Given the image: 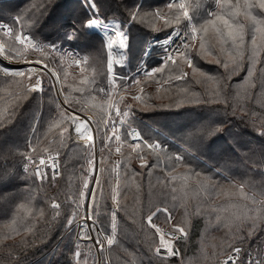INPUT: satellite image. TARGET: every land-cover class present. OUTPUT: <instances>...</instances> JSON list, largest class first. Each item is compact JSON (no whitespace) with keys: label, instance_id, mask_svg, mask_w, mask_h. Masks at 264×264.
<instances>
[{"label":"snow or ice","instance_id":"6c2138e0","mask_svg":"<svg viewBox=\"0 0 264 264\" xmlns=\"http://www.w3.org/2000/svg\"><path fill=\"white\" fill-rule=\"evenodd\" d=\"M122 7L127 12L124 21L128 26L117 21L113 34H106L105 72L98 71L102 64L100 50L95 58L92 53L80 56L73 50H62L64 41L82 42L87 47L94 30L109 27L100 18L95 2L90 4L91 9H96L93 15L69 28L49 25V30L56 33L51 40L40 39L35 31L47 13L46 0H32L23 13L12 18L13 23H0V57L9 62H0V215L6 217L0 223V264H31L29 249L46 244L57 228L63 230L62 235L70 234L74 223L80 220L84 224L70 238L68 264H144L142 256L128 252L118 239L119 213L127 214V206L121 200L122 187L134 184L138 194L142 188V183L134 179L141 173L130 166L133 158L142 169H147L149 197L152 169L163 164L165 172L163 178L157 177L161 187L158 199L154 203L149 200L146 211L137 198L139 233L144 234L140 242L151 253L148 264H166L168 258L179 255L174 242L187 241L192 219L201 215L206 217L205 232L210 226L224 229L226 239H221L219 245L211 244L213 252L209 255V245L202 238L199 255L189 258L186 264H208L210 260L215 264H245L241 255L244 244L257 234L264 237V146L258 152L250 150L242 157H232L222 150L210 154L208 141L227 134L229 115L264 136V0H172L166 5L167 12L146 11L137 0ZM133 22L148 23L154 31L171 28L165 44L173 36L180 37V44L171 51L165 49L162 62L156 67L149 69L142 60L136 71H142L143 76H135L129 84L126 76L117 79L114 63L124 65L128 60L135 39L131 32ZM157 22L162 24L158 26ZM114 46L123 50L119 59L114 57ZM148 54L144 52L145 56ZM201 60L217 65L216 74L204 69ZM71 70H78V75ZM241 71H246L243 80L230 83ZM70 76L73 83H68ZM46 81L52 87L46 89ZM147 81L156 84L154 99L144 90ZM56 84L60 85L58 89ZM133 86L137 92L132 99L138 102L140 112L156 114L195 105L205 106L207 115L175 127L159 120L137 119L133 104H125L123 110L120 107ZM253 96L259 112L248 106ZM212 105L219 107H209ZM81 112L83 116L79 115ZM121 128L125 131L121 132ZM144 128L155 135L145 138ZM21 134L23 145L18 142ZM97 137L102 142L99 161ZM69 141L82 142L77 158L85 162L81 165L84 171L79 186L65 193L63 203L51 199L49 216L45 208L37 206L35 189L43 187L48 179L45 169L49 167L53 170L51 182L56 181L60 175L55 171L60 149L67 148ZM113 142L114 152L120 158L108 164ZM124 145L130 149L127 153L122 150ZM21 147L27 150L21 151ZM145 149L154 157L151 166ZM41 152L47 153L48 158ZM17 157L25 174L23 187L13 185L19 173L15 163H8ZM240 168L243 172L238 177L234 171ZM71 178L70 174V182ZM36 179L41 181L40 185L35 184ZM93 184L94 187L90 186ZM170 201L172 208L178 203L185 209V226L173 224L166 231L156 220L165 214V221L171 223ZM102 210L110 213V231L92 227L90 231L96 232L93 237L84 228L89 227L88 220L93 225L103 223ZM130 218L135 224V213ZM82 240L88 242L86 251H82ZM117 246L131 259L121 261L116 257L114 261L110 253ZM217 248L219 252L215 251ZM257 255L259 259L252 264H264V239L258 245Z\"/></svg>","mask_w":264,"mask_h":264},{"label":"trees","instance_id":"16d2710c","mask_svg":"<svg viewBox=\"0 0 264 264\" xmlns=\"http://www.w3.org/2000/svg\"><path fill=\"white\" fill-rule=\"evenodd\" d=\"M75 0H46L47 4V13L43 17V19L37 25L35 31L39 33L40 39H44L47 37L49 40L53 39L56 36V33H53L49 30V25L57 24L60 25L61 28L66 29L69 28L74 23H78L80 19L85 16H89V9L85 7L82 3L73 5L72 8L69 7V4L73 3ZM81 1V0H76ZM171 0H137V3H141L144 5L146 11H153L154 9H161L164 4L168 3ZM99 8L100 11V18L105 21H110L112 17L119 15V17H126L127 12L124 10L122 5L124 3H131V0H93ZM32 3V0H0V23H13L12 18L18 14L23 13V11L29 7ZM65 12H68V16H66ZM63 14L66 17H63ZM63 19L60 23L58 20ZM57 20V21H56ZM127 24V21H125ZM125 24V25H126ZM18 27V25H17ZM133 28L132 35L134 33L140 34L139 36L142 38L141 44L143 45L147 43L148 40L151 38L163 35L171 28L164 29L161 28L160 31H154L148 23H136L133 22L131 25ZM59 43V40H57ZM69 41H66L65 45L69 44ZM71 44L78 45L79 48L85 53L84 55H89L90 53L93 54L95 58V54L97 50H100L101 53V72L106 71L105 66V59L104 55H106L105 49L103 46V42L101 40V36H99L96 32L93 31L92 39L90 45L85 47L82 42H72ZM75 48V47H73ZM72 48V49H73ZM77 50V49H76ZM129 54L131 52L129 51ZM131 57V56H130ZM128 56V63L126 66H122L119 68L120 74L125 75L130 73L135 67L138 65L139 62L134 61V56L132 58ZM107 61V60H106ZM151 63H156L158 65V60L153 59L150 61ZM107 63V62H106ZM200 65L208 70L212 74H216L217 67L213 63H208L207 61L201 60ZM133 64V65H131ZM259 68V66H258ZM223 71L222 69L220 70ZM190 72V69H189ZM246 75V71H241L239 75L234 76L230 83H240L243 80V77ZM168 87V86H167ZM164 87V88H167ZM194 87L200 91L199 85H194ZM50 88V87H48ZM47 88V89H48ZM65 90L67 91V87L65 85ZM258 91L257 89L253 90ZM163 92V89L161 90ZM155 98L157 95L156 91L152 90L148 93ZM255 96H253V100L248 102V106L250 108H254L256 111H261L259 105L255 104ZM158 102V101H155ZM166 102V101H165ZM138 105V104H137ZM209 107H219V105H212ZM136 111V109L134 110ZM137 112V116L139 119H143L147 122H151L153 120H159L161 123L168 124L170 126L175 127L178 124H183L189 119L196 120L202 119L206 117L207 112L205 111V106H195L190 105L186 106L183 109H170L159 111L158 113L154 114L151 111L148 112ZM181 113L180 115H176V113ZM229 123L227 124L226 132L227 134H220L218 136L212 137L208 143L211 146L210 154H215L219 151H223L232 157H242L245 153H250L251 151L258 152L262 146H264V136H261L258 131L254 130L252 127L246 125V122L237 119L229 115L227 117ZM153 128H159V125H153ZM144 135L147 137L152 135L151 129L144 128L142 130ZM15 139V138H14ZM21 145H23V138L21 134V139L18 141ZM67 148H61V156H60V165L62 172L61 177L56 178L55 182H51V176L48 175V179L43 182V187L35 189V194L37 196V206L43 207L46 210L47 215H51V208H50V201L53 196H56L57 193L61 195L60 202H64V198L62 197V187L64 186L63 193H66L70 190H74L76 187L79 186L80 180L79 177L84 169L81 167L82 164L85 162L77 157L82 152V144L75 143L73 141L68 142ZM21 151H26L24 147H21ZM146 152V151H145ZM147 157L151 158L152 155L145 153ZM19 157H17L16 161H8L9 164H16V170L18 171L19 175L13 181V185L23 187L24 181L23 176L25 175L21 172L20 167L21 164L19 162ZM67 161V163H65ZM153 159L149 160V166L153 163ZM2 163V161H0ZM135 171L141 173L138 167L135 168ZM243 172V168L236 169L234 174L239 177V175ZM71 174V182L69 181V176ZM137 183H142V188L137 193V189L134 185H129L127 187H122L121 191V199L123 200L122 203L127 206V214L125 212L119 213L120 218V230L118 239L120 244L123 245V248H126L128 252H135L138 256H142L144 259V264H148V257L151 255L150 252L147 251V248L144 243H141L143 233H139V214L138 209L140 205L137 203V198L143 202L145 205V211L147 210V204L149 203V185H148V177H147V169H144V173H141L140 176L135 177ZM36 185H40L41 181H35ZM13 185H9L8 187L11 188ZM161 188L155 192L158 196ZM152 192V189H151ZM65 197V196H64ZM109 207H111V201H108ZM169 207L172 212V219L177 222L180 218L182 213L185 211L183 207H180L177 203V207L172 208L171 202H169ZM135 213L136 223L134 224L132 219L130 218ZM157 220L160 225H162V219ZM6 217L0 215V223H2ZM100 219L104 221L103 223H97L98 229H105L110 231L109 222H110V213H105L103 210L101 212ZM214 219V217H213ZM206 226V217L196 216L192 219V226L189 229V238L187 241H178L176 245H178L180 257H182V261L185 263L188 261L189 258L196 257L199 255L198 249L201 246V241L215 243L218 244L221 239H226L225 237V230L219 229L215 227H209L208 230L205 232ZM63 230L57 228L53 234L51 235L49 241L46 244L37 245L35 248L29 249L28 258L32 264H68V250L71 244L70 234L63 235L62 240L53 248L52 245L57 238L62 235ZM151 233H148L150 235ZM18 239V238H17ZM264 237H261L257 234L255 237L249 239L243 246L244 252H253V250L257 251L258 245L260 244L261 240ZM70 242L67 244V241ZM7 243H12V241H7ZM108 255V252H107ZM111 258L115 261L116 257H120L121 261L129 260L131 257L127 256L120 247H114L110 253ZM37 260V261H36ZM172 264H178L179 261L174 257L173 259L169 260ZM169 264V263H166Z\"/></svg>","mask_w":264,"mask_h":264},{"label":"rangeland","instance_id":"374dc122","mask_svg":"<svg viewBox=\"0 0 264 264\" xmlns=\"http://www.w3.org/2000/svg\"><path fill=\"white\" fill-rule=\"evenodd\" d=\"M93 2V0H87V2H86V0H81V1H74L72 4L70 3L69 4V7L70 8H72L73 7V5H76V3L77 4H80V3H82L85 7H87L88 9H89V11H90V13H89V17L90 16H92L93 15V13L96 11V9H91L90 8V4ZM170 2H172V0L171 1H169L168 3H170ZM168 3H166V4H164V6L161 8V10H163L164 12H167L168 11V9L166 8V5L168 4ZM156 9H154L153 11H155ZM68 12H65V14H66V16H68V14H67ZM64 14H63V17H66ZM63 19H60V20H58V22L60 23L61 21H62ZM57 21V20H56ZM117 21H124V18L123 17H119V15H117V16H115V17H112L111 18V20L110 21H105V22H107L109 25H111L112 27H115L116 26V22ZM124 23H125V21H124ZM9 24H11V23H9ZM126 24V23H125ZM157 24H158V26L159 25H161L162 24V22H157ZM110 26V27H111ZM125 26H128L127 24L125 25ZM162 28V27H161ZM164 29H168V28H164ZM131 31H133V28H131ZM94 32H96L99 36H101V40H102V42H103V44H104V41L106 40V33H101V31L99 30V29H97V30H94ZM107 35H110V34H107ZM140 35V34H139ZM138 34H136V33H134L133 34V36L135 37V39H134V41L132 42V45H131V49H130V52H131V54H129V57L130 58H132V55L134 56V61H137V62H139L141 59H142V56H143V54H144V52L147 50V45H148V42H149V40L147 41V43L145 44V42H144V44L142 45L141 44V42H142V38L139 36ZM59 43H61V41H59ZM65 43H66V41H64L63 43H62V50H73V51H75V52H78L79 53V55L80 56H85L84 54V52L79 48V46L76 44V45H74V44H71L72 42H70L68 45L66 44L65 45ZM73 47H75V48H73ZM101 47H103V46H101ZM197 47H198V42H197ZM73 48V49H72ZM104 48V47H103ZM77 49V50H76ZM105 49V52H106V55H104V59H105V66H106V60H107V49L106 48H104ZM193 51V53H195V49H193L192 50ZM113 53H114V57H115V59H119L120 58V55H121V51H118L117 49H116V47L114 46V48H113ZM58 62V61H57ZM208 62V61H207ZM7 63H9L8 61H7ZM128 63V61L124 64V66H126V64ZM209 63V62H208ZM131 65H133V64H131ZM12 67H22L23 65L21 64V65H17V64H12L11 65ZM123 65H119V64H115L114 63V70L116 71V73L117 74H120V72H118L119 71V68L120 67H122ZM217 66V65H216ZM101 66H99L98 67V71H100L101 72ZM186 70H188L189 71V69H186ZM71 71H73L74 72V75H78V70H71ZM120 75H122V74H120ZM124 76H126V74L124 75ZM140 77H142V76H140ZM134 77H132L131 79H133ZM118 79V78H117ZM119 80V79H118ZM131 81L132 80H130V81H127V83H129V84H131ZM74 81L72 80V77L70 76L69 78H68V83H73ZM99 82V81H98ZM57 86V89L60 87V85L59 84H57L56 85ZM104 86H106V79H104ZM168 85H164V87H167ZM44 87L47 89L48 87H52V84L50 83V82H45L44 83ZM66 87H67V85H66ZM143 87H144V90H145V92L146 93H149L150 91H152V90H154V91H156V84H155V82L154 81H147V82H145L144 84H143ZM136 92H137V88L135 87V86H133L131 89H130V91H129V94L128 95H126L125 96V99H124V102L123 103H121V105H120V107H121V109L123 110L124 109V107H125V104H133L134 105V108H133V110H135L136 109V111H138V112H140L139 110H138V102L137 101H134L133 99H132V96L133 95H135L136 94ZM54 94V93H53ZM161 95H163L164 93L163 92H161L160 93ZM74 95H79V94H76V93H74ZM79 115H81V116H83L84 115V113L83 112H81V113H79ZM137 119H139V117L137 116ZM94 127V126H93ZM121 130V132H124L125 131V129H123V128H121L120 129ZM152 132V135L154 136L155 135V133L153 132V131H151ZM144 132L142 131V135H144L143 134ZM145 136V138H147V136L146 135H144ZM73 142H75V143H80V144H82V142H79V141H73ZM96 147H97V161H99V148L101 147V144H102V142H101V140H100V138L99 137H97L96 138ZM130 142V141H129ZM130 143H135V142H130ZM112 147H113V152H112V154H111V156L109 157V160L107 161V163L108 164H112L116 159H119L120 158V156H119V154H116L115 152H114V147H115V144H114V142H113V144H112ZM125 153H127L128 151H130V149L127 147V145H124V147H123V149H122ZM145 153H147L148 152V150L147 149H145ZM40 155H47V153H39ZM105 155H108V153H107V150L105 151ZM147 159L148 160H151V159H153L154 160V157L152 156L151 158H149V157H147ZM155 162V160L153 161V163ZM37 163H38V160H37ZM58 163H59V173H60V175L59 176H57L56 178H58V177H61V175H62V172L60 171V170H62L61 169V165H60V157L58 158ZM131 168L132 169H134L135 170V168L136 167H138V169L141 171V173H144V169H142L141 167H140V165H139V162H138V160H136L135 158H133V160H132V162H131ZM21 168V167H20ZM164 168V166H163V164L161 165V167L160 168H156V169H152V171H153V173H154V175L152 176V195H151V197H149L148 199H150L151 200V202H155L157 199H158V196L155 194V192L156 191H158L161 187H160V185L157 183V177L159 176L160 178H163L164 177V175H165V172L164 171H162V169ZM21 170V169H20ZM47 171V170H46ZM122 171H123V166H122ZM22 172V171H21ZM48 172V171H47ZM24 173V172H23ZM31 173H29V175H30ZM48 175H50V176H52V173H49L48 172ZM137 177V176H136ZM134 179H136V178H134ZM37 181H40L39 179H36ZM136 181V180H135ZM130 185H132L133 186V188H134V185L133 184H130ZM149 185V184H148ZM90 186H92V187H94L95 185L93 184V185H90ZM62 187V197L65 199V193H63V189H64V186H61ZM75 190V189H74ZM53 198H56L57 200H58V202H60V198H61V195L59 194V193H57L56 194V196H53ZM213 199H215V197H213ZM122 200V199H121ZM123 201V200H122ZM171 202V201H170ZM172 203V202H171ZM218 203H223V201H218ZM83 211V210H82ZM171 211V210H170ZM184 213H185V211L182 213V215L180 216V218L177 220V222L175 221V220H171V223H167L166 221H165V214H162L161 215V219H162V225H160L162 228H164L166 231L167 230H169V229H171V227H172V225L173 224H180L181 226H185V224L183 223V219H184ZM155 219V218H154ZM160 219V218H159ZM156 222H157V220H156ZM158 224H159V222H157ZM84 224V222L82 221V220H80L78 223H74V225L72 226V232L70 233V238H74L75 237V235H76V233L78 232V231H80L81 230V225H83ZM87 225L89 226V227H86V228H84V230L85 231H90V228H92V227H94L95 229H98V227H97V225H93L92 224V221L91 220H88V223H87ZM152 231H154V230H152ZM90 234L93 236V237H95L96 236V232L95 231H90ZM67 236H69V234H67ZM62 238H63V235H61L59 238H57L56 240H55V242L53 243V245H52V247L51 248H53L54 246H56L61 240H62ZM157 239H158V237H157ZM70 242V240H68L67 241V244ZM204 242V241H203ZM88 242L87 241H81V248H82V251H86V244H87ZM174 243H178V241H176V242H174ZM205 243V242H204ZM205 244H207V245H209V247H208V252H209V255H211V253L213 252V249L211 248V244H213V243H209V242H206ZM220 244V241H219V243L217 244V245H219ZM177 247H178V245H176ZM98 247V246H97ZM200 248H201V246H200ZM200 248L197 250L198 251V253H199V250H200ZM72 250V245L70 244V246H69V252H68V254H67V256H68V258L70 257V251ZM96 251V247H94L93 248V252H95ZM163 251V250H162ZM215 251H217V252H219L220 251V249L219 248H217ZM105 255H107V251H105ZM242 259L244 260V262H245V264H252V261L253 260H255V259H259V256L257 255V251H255V250H253V252H244V251H242ZM250 256V258H251V261L249 262V260H248V257ZM174 257H176V259H178V261H179V263L178 264H181V262H182V257H180V253H179V255H177V256H173V257H170V258H168V261L166 262V263H169V264H172V263H170L169 262V260H171V259H173ZM83 258V257H82ZM219 258H222V257H219ZM89 260L91 261V257H89ZM37 261V260H36ZM35 262V261H34ZM34 262H32V264L34 263ZM186 264V263H185ZM208 264H215V262L214 261H212V260H210L209 262H208Z\"/></svg>","mask_w":264,"mask_h":264},{"label":"built area","instance_id":"2783aa9c","mask_svg":"<svg viewBox=\"0 0 264 264\" xmlns=\"http://www.w3.org/2000/svg\"><path fill=\"white\" fill-rule=\"evenodd\" d=\"M111 25H109V27L107 29H104V30H100L101 33H106V34H110L112 35L113 34V29L115 27H110ZM172 29H170L169 31H167L166 33H164L163 35H160V36H157V37H154V38H151L148 42V45H147V52L149 53L148 55H144L142 56V59L139 61L138 65L135 67L134 70H132L130 73H127L126 74V77L128 78L127 81H130L132 80L131 78L132 77H135V76H143V72L141 71L140 73H137V67H139L141 65V61L143 60L145 62V65L147 68H151V67H156L157 64L156 63H151L150 61H152L153 59H157L158 62H162V58L164 56V50L165 49H168L169 51H171L172 49L176 48L179 46L180 44V37H176V36H173L171 37V39L169 40V43L168 44H165V39H167V34L171 33ZM181 35H183V32H181ZM116 49L118 51H123L121 49H119L118 46H115ZM121 76H124V75H120V74H117V78L119 79ZM130 142H135V141H131ZM45 159L48 158L47 155L44 156ZM50 163V162H49ZM59 165V163H58ZM21 171L23 172V167L21 165ZM49 173H52V169L49 167L47 169ZM57 172H59V166L58 168L55 170ZM248 260L249 262L251 261V258L250 256L248 257Z\"/></svg>","mask_w":264,"mask_h":264},{"label":"bare ground","instance_id":"6f19581e","mask_svg":"<svg viewBox=\"0 0 264 264\" xmlns=\"http://www.w3.org/2000/svg\"><path fill=\"white\" fill-rule=\"evenodd\" d=\"M0 62H2L4 65H8L7 61L3 60L2 57H0ZM24 66V65H23ZM54 79V78H53ZM57 85V84H56ZM84 222V220H82ZM88 223V221H87Z\"/></svg>","mask_w":264,"mask_h":264},{"label":"water","instance_id":"95a60500","mask_svg":"<svg viewBox=\"0 0 264 264\" xmlns=\"http://www.w3.org/2000/svg\"><path fill=\"white\" fill-rule=\"evenodd\" d=\"M56 88H57V86H56ZM97 247V246H96Z\"/></svg>","mask_w":264,"mask_h":264}]
</instances>
